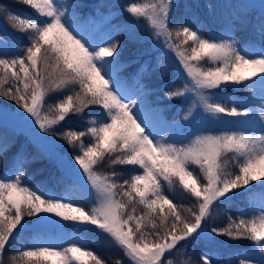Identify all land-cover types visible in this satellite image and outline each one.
Returning a JSON list of instances; mask_svg holds the SVG:
<instances>
[{
    "label": "snow or ice",
    "instance_id": "obj_1",
    "mask_svg": "<svg viewBox=\"0 0 264 264\" xmlns=\"http://www.w3.org/2000/svg\"><path fill=\"white\" fill-rule=\"evenodd\" d=\"M16 3L33 14L0 0V21L11 29L0 35V99L16 105L40 157L69 187L29 185L20 161L37 157L16 154L19 166L0 173V264H108L88 249L85 233L109 236L128 264H173L178 245L218 244V236L252 242L247 253L238 250L236 264H264V15L257 50L232 35H203L194 5L184 3L178 17L180 0L96 5L87 15L77 0ZM108 7L128 14L133 28L113 26L100 11ZM141 18L145 24L137 25ZM97 26L104 38L93 35ZM137 27L150 32L152 46L166 50L183 74V86L166 96L192 97L174 123L148 100L140 82L144 65L131 80L120 75L128 67L124 48L141 39ZM158 70L163 76L169 68L160 63ZM257 84L258 100L229 94ZM73 116L87 118L83 130L72 126ZM8 148L7 141L0 144V154ZM177 186L193 207L169 198ZM257 188L259 204L229 216L223 227L211 224L215 208L252 197ZM48 231L59 232L63 243L36 241L5 258L25 233ZM200 259L214 264L207 253Z\"/></svg>",
    "mask_w": 264,
    "mask_h": 264
},
{
    "label": "rangeland",
    "instance_id": "obj_2",
    "mask_svg": "<svg viewBox=\"0 0 264 264\" xmlns=\"http://www.w3.org/2000/svg\"><path fill=\"white\" fill-rule=\"evenodd\" d=\"M115 1H118V5H127L132 2V0H127L125 4L122 0H77V2L83 3L86 7L80 10L82 15H87L89 13H95L94 9L90 8L88 11V6L91 5H109L114 6ZM71 3L72 0H67ZM93 2V4H92ZM137 2H146V0H137ZM181 8L178 10V17L184 13L183 5L184 3H189L194 5L192 11L195 12L201 21V27L203 29L202 34L208 35L210 32L212 34H221L224 36L232 35L238 43L248 42L253 44L257 50L260 47V32H259V21L262 15H264V0H180ZM198 5V6H197ZM101 12L104 13L102 10ZM106 16L107 13H104ZM109 19L113 26L117 27L118 30H126L133 28L132 24L127 23L130 19L128 14L120 10H113L109 13ZM145 21L141 18L137 21V25H144ZM137 31L141 37L138 43H132L137 47L133 52H130V47L126 46L124 48L121 60L128 64V67L121 70L120 75L125 79L131 80L134 73L144 65L146 72L141 78V84L146 85L147 88V98L153 105H158L160 111L165 115L169 122H176L180 119L182 113L178 110L181 105H187L192 97L189 95L187 97H181L176 99H169L166 96V91L174 90L177 87H182L184 80L181 78L182 73L177 72V67L170 58V54L166 50H157L152 45L154 43L150 32L146 28L137 27ZM93 35H99L101 38L106 36V33L99 30V26L92 29ZM11 34V29H5L3 21H0V35ZM22 38V37H21ZM23 39V38H22ZM121 39L126 41V36H122ZM129 51V52H128ZM147 62V63H145ZM162 63L168 65L169 71L161 76L158 65ZM127 70V71H126ZM168 86L167 88L165 86ZM229 94L239 98L241 101L246 100L248 97H258L260 95L259 85H256L255 89L240 88L236 91L229 90ZM7 103V102H6ZM6 103L0 101V144L5 141L12 146L11 152H7L5 156L0 158V173L6 172V170H11L14 163H16V154L21 153L22 157L30 159L31 156H26L27 151H33L36 155H40L38 147L33 141L31 132L19 119L16 112L17 109L10 110L5 107ZM21 114H23L22 110ZM227 119H242L236 117H227ZM58 143L62 144L61 140L56 137ZM63 151L67 152L64 147ZM231 154H229L230 158ZM25 162L21 160L20 163ZM7 167V168H6ZM54 169V172H53ZM41 170L43 175L41 180L36 182L34 185L41 184L43 179L49 180L52 187L47 184L45 187H51L60 191L59 179H61V173L49 163L46 159L45 162L39 163L34 168H31L27 173L34 174V171ZM26 173V175H27ZM66 185H69L67 180H63ZM255 183V182H254ZM259 182L255 183L256 185ZM30 185V184H29ZM251 187H255L251 185ZM75 191V189H74ZM180 195L182 199L190 198L182 192V190L177 188L173 191ZM242 196H237L229 206L233 205L235 201H241ZM261 198V191L257 188L254 196L245 198V201L238 206L233 205L238 211L247 209L251 203L254 201L255 204H259ZM191 199V198H190ZM92 207L90 204L89 208ZM226 205L221 204L219 207L214 209L213 219L211 224L216 227H223L228 222V217L226 215ZM239 213V212H238ZM238 213L233 218L238 216ZM27 244L24 246H30L36 241H50L53 243H63V238L59 232L48 231L44 233H27ZM90 238L95 239L101 246L115 249L122 252L111 240L109 236L97 235L96 233H85L83 234V240L86 243ZM216 240L221 242L218 244H205L203 242L187 244L185 247L177 246V249L173 250V254L169 257L173 260V264H193L194 258H201L202 253H207L209 257L214 261V264H236L238 257V250H242L245 253L252 248V242L247 240H228L227 237L218 236ZM184 242H182L183 244ZM88 249L94 251L91 247L87 245ZM122 259L125 260V264H128L126 258L123 256ZM257 259L259 256L256 257Z\"/></svg>",
    "mask_w": 264,
    "mask_h": 264
},
{
    "label": "trees",
    "instance_id": "obj_3",
    "mask_svg": "<svg viewBox=\"0 0 264 264\" xmlns=\"http://www.w3.org/2000/svg\"><path fill=\"white\" fill-rule=\"evenodd\" d=\"M126 1V0H124ZM6 3L8 4H11L14 8L18 9L21 13H26V14H29V15H32L33 12L32 10H30L29 8H27L26 6L24 5H21V4H17L16 3V0H5ZM0 101L2 103H6L7 105H11L12 108H15L16 105L11 102V101H6V100H3V99H0ZM93 114L95 113V111H98V109H93ZM88 123V120L87 118H84V119H81L80 117L78 116H73L72 117V126L76 129V130H83V127L86 126ZM59 138V137H58ZM60 139V138H59ZM88 141V138L86 137L85 138V142L87 143ZM257 183V182H255ZM253 184L254 186L256 184ZM175 197L174 199V202H179V203H182L184 205L185 208H190V207H193V202H192V199L190 198H184L182 199L180 197L179 194H177L176 192H173L172 195H170V199ZM243 201H240L241 204L244 202V199L245 197L242 196L241 198ZM233 205L235 207V205L238 206V201H235L233 202ZM233 205L229 206L227 205L228 207H226V215L227 217L229 216H235V214H237L239 211L237 208H234ZM18 244H20L21 240H18L16 241ZM14 245V243L12 244ZM95 249L102 252L104 254V257L106 258V261L108 262V264H113L114 260L116 259H122V253L117 251V250H111V251H108V250H105L104 247H102L101 245L99 244H95ZM13 255H18V247L17 246H11L10 248H8L6 250V259L10 258V256H13ZM193 264H201V260L200 258H194V263Z\"/></svg>",
    "mask_w": 264,
    "mask_h": 264
},
{
    "label": "bare ground",
    "instance_id": "obj_4",
    "mask_svg": "<svg viewBox=\"0 0 264 264\" xmlns=\"http://www.w3.org/2000/svg\"><path fill=\"white\" fill-rule=\"evenodd\" d=\"M94 252L95 253H97L98 255H100L103 259H105L106 260V258L104 257V254L102 253V252H100V251H98V250H94Z\"/></svg>",
    "mask_w": 264,
    "mask_h": 264
}]
</instances>
